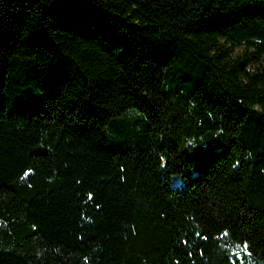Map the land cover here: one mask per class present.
Masks as SVG:
<instances>
[{"label": "trees", "instance_id": "obj_1", "mask_svg": "<svg viewBox=\"0 0 264 264\" xmlns=\"http://www.w3.org/2000/svg\"><path fill=\"white\" fill-rule=\"evenodd\" d=\"M0 264H264V0H0Z\"/></svg>", "mask_w": 264, "mask_h": 264}, {"label": "rangeland", "instance_id": "obj_2", "mask_svg": "<svg viewBox=\"0 0 264 264\" xmlns=\"http://www.w3.org/2000/svg\"><path fill=\"white\" fill-rule=\"evenodd\" d=\"M240 253V252H239Z\"/></svg>", "mask_w": 264, "mask_h": 264}]
</instances>
